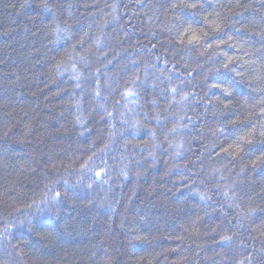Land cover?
<instances>
[{
  "label": "trees",
  "instance_id": "trees-1",
  "mask_svg": "<svg viewBox=\"0 0 264 264\" xmlns=\"http://www.w3.org/2000/svg\"><path fill=\"white\" fill-rule=\"evenodd\" d=\"M262 127L264 0H0V264H264Z\"/></svg>",
  "mask_w": 264,
  "mask_h": 264
},
{
  "label": "snow or ice",
  "instance_id": "snow-or-ice-1",
  "mask_svg": "<svg viewBox=\"0 0 264 264\" xmlns=\"http://www.w3.org/2000/svg\"><path fill=\"white\" fill-rule=\"evenodd\" d=\"M187 6L191 7V8H196L197 4L195 2H193V3L188 4ZM44 7H45L46 10H50V9H48L47 4H45ZM212 27L215 30L219 31L220 24L218 22H216V21H213L212 22ZM180 36L182 37L181 43H184L185 42L184 38H186V42L188 44H196V43H199L201 40L206 39L208 37V33L207 32H198L197 30L193 29L189 25L188 27L184 28L180 32ZM208 47H211V44H208ZM225 66H227V65H225ZM216 86L220 87V85H216ZM223 91L225 93H227L228 95H231V92H230L228 87H224ZM96 94L99 95V92H97ZM126 94L129 95V96L135 95L131 90H128ZM172 131H175V129H172ZM257 134L261 135V136H264V127H262V129L260 130L259 133H256L255 130H253V132L249 133L248 136L241 137V140L236 145V151L237 152H241V151L244 150V146L245 145H251L253 143V140L250 137L253 136V135H257ZM261 159H264V155H262ZM96 175L97 176H101V172H97ZM56 196L57 197L60 196V193H56ZM225 239H230V237H225Z\"/></svg>",
  "mask_w": 264,
  "mask_h": 264
}]
</instances>
